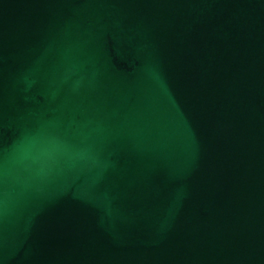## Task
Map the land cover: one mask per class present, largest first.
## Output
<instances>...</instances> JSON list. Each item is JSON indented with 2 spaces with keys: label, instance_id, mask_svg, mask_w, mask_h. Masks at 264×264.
I'll use <instances>...</instances> for the list:
<instances>
[{
  "label": "water",
  "instance_id": "obj_1",
  "mask_svg": "<svg viewBox=\"0 0 264 264\" xmlns=\"http://www.w3.org/2000/svg\"><path fill=\"white\" fill-rule=\"evenodd\" d=\"M0 264H264V0H0Z\"/></svg>",
  "mask_w": 264,
  "mask_h": 264
}]
</instances>
